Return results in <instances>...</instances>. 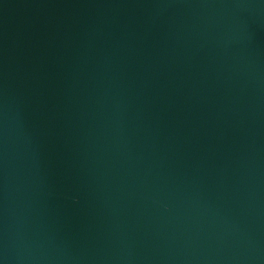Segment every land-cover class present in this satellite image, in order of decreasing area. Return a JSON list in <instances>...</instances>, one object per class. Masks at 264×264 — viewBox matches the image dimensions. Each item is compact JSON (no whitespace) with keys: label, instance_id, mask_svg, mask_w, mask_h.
Returning <instances> with one entry per match:
<instances>
[{"label":"water","instance_id":"water-1","mask_svg":"<svg viewBox=\"0 0 264 264\" xmlns=\"http://www.w3.org/2000/svg\"><path fill=\"white\" fill-rule=\"evenodd\" d=\"M0 264H264V0H0Z\"/></svg>","mask_w":264,"mask_h":264}]
</instances>
